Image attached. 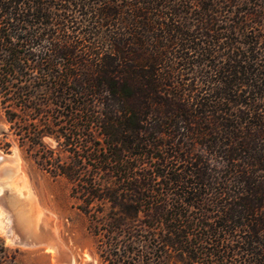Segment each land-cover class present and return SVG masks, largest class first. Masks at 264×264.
Segmentation results:
<instances>
[{"label":"trees","instance_id":"obj_1","mask_svg":"<svg viewBox=\"0 0 264 264\" xmlns=\"http://www.w3.org/2000/svg\"><path fill=\"white\" fill-rule=\"evenodd\" d=\"M0 115L102 264H264V0H0Z\"/></svg>","mask_w":264,"mask_h":264},{"label":"rangeland","instance_id":"obj_2","mask_svg":"<svg viewBox=\"0 0 264 264\" xmlns=\"http://www.w3.org/2000/svg\"><path fill=\"white\" fill-rule=\"evenodd\" d=\"M6 144L10 145L8 150H5ZM14 153L19 156L29 174L37 201L51 218L47 225L35 227L27 206L19 202L11 205L8 203L9 194L4 195L0 202V211L5 213L4 216L0 215V236L10 250L17 252V263L102 264L97 254L96 239L88 231L87 218L76 209L70 195L69 182L62 177H52L42 170L9 133V126L0 115V154L12 156ZM12 168L15 171V167ZM7 178H0V186ZM53 243L60 246L58 262L55 260L56 254L47 252L45 248L47 245L55 246Z\"/></svg>","mask_w":264,"mask_h":264},{"label":"bare ground","instance_id":"obj_3","mask_svg":"<svg viewBox=\"0 0 264 264\" xmlns=\"http://www.w3.org/2000/svg\"><path fill=\"white\" fill-rule=\"evenodd\" d=\"M12 167H15V171ZM2 176H8V178L2 181V186H0V202L3 200L2 198H4L5 194H9V204L14 205L19 202L27 206L30 219L35 227L41 224L47 225L51 221V218L47 216L46 210L37 201L29 174L16 153L12 156L0 154V178ZM3 213L4 211L1 210L0 215ZM55 247L47 245L45 248L47 252L55 255L57 251V247Z\"/></svg>","mask_w":264,"mask_h":264},{"label":"crops","instance_id":"obj_4","mask_svg":"<svg viewBox=\"0 0 264 264\" xmlns=\"http://www.w3.org/2000/svg\"><path fill=\"white\" fill-rule=\"evenodd\" d=\"M55 246H57V253H56V258H55V260L58 262L59 261V258H58V253L60 252V246L59 245H57L56 243H53ZM50 255V254H49Z\"/></svg>","mask_w":264,"mask_h":264}]
</instances>
